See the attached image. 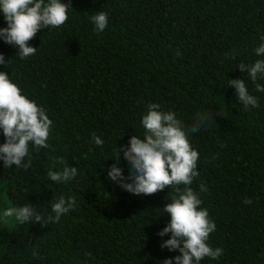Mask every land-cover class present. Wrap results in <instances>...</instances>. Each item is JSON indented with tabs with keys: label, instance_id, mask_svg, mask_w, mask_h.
<instances>
[{
	"label": "trees",
	"instance_id": "1",
	"mask_svg": "<svg viewBox=\"0 0 264 264\" xmlns=\"http://www.w3.org/2000/svg\"><path fill=\"white\" fill-rule=\"evenodd\" d=\"M71 7L63 26L29 42L38 48L34 56L21 60L0 40V54L10 60L0 71L53 121L50 148L30 145L27 171L0 161V196L8 204L0 207V264H161L179 255L160 248L170 234L157 235L170 220L162 210L174 190L138 197L107 179L114 162L128 175L115 149L143 136L150 103L186 126L197 113H212V122L189 136L200 154L192 188L207 187L199 193L202 207L217 225L208 243L224 252L200 264H264V92L238 67L264 59L253 51L264 36V0H71ZM98 11L108 13L102 33L90 22ZM6 26L0 14V28ZM238 78L258 97V108L245 110L238 101L229 87ZM58 158L78 168L72 181L48 178L50 169L62 170ZM61 195L75 197L76 207L59 223H5L6 208L28 203L54 215L51 204Z\"/></svg>",
	"mask_w": 264,
	"mask_h": 264
},
{
	"label": "clouds",
	"instance_id": "2",
	"mask_svg": "<svg viewBox=\"0 0 264 264\" xmlns=\"http://www.w3.org/2000/svg\"><path fill=\"white\" fill-rule=\"evenodd\" d=\"M69 9H72L71 0L69 3H62L61 0H0V14L7 24L0 28V40L18 49L16 54L21 60L34 56L38 48L30 46L29 42L38 32L63 26L69 19ZM90 22L95 33H102L108 26V13L98 11L91 15ZM260 40V45L253 49L257 57L264 56V36ZM176 55L179 56L180 52L177 51ZM7 63L0 54V65ZM238 67L241 73H247L256 92H264V85L257 83L259 79H264V59H257L251 64L239 63ZM229 87L235 88L236 97L245 110L249 106L253 109L259 107L258 97L250 94L243 79L229 80ZM208 121L212 122V113L204 111L197 113L191 126H186L175 112L164 111L157 103L148 104L141 119L143 136L131 135L127 145L115 149L119 162L123 153L122 159L129 166L128 175L125 176L119 163L115 162L107 173L108 180L138 197L153 195L166 187L174 190L175 194L162 210L170 220L157 235L164 237L170 234L160 248L177 251L179 255L164 259L161 264H200L206 257L218 260L224 252L222 248H213L208 243L210 234L217 230L208 209L202 207L204 201L199 195L208 189L203 183L199 185V191L192 188L194 179L200 175L197 171L200 154L192 147L189 136ZM52 129L53 121L49 119L47 110L23 94L7 72L0 71V130L4 136V143L0 145V161H3V166L11 168L15 165L17 169L27 171L32 166L30 145L37 150L50 148L48 140ZM91 135L95 146L104 145V140L95 132ZM57 162L63 167L62 170L48 171L51 181L64 183L78 176L77 167H69L63 158L54 161ZM243 202L247 205L253 203L247 197ZM75 207V197L61 195L51 204L54 215L37 213L28 203L6 208L3 217L5 223H11L14 218L16 224L39 222L44 228L59 223L61 216L75 210ZM32 256L41 258L35 249ZM86 256L91 257V253H86Z\"/></svg>",
	"mask_w": 264,
	"mask_h": 264
},
{
	"label": "rangeland",
	"instance_id": "3",
	"mask_svg": "<svg viewBox=\"0 0 264 264\" xmlns=\"http://www.w3.org/2000/svg\"><path fill=\"white\" fill-rule=\"evenodd\" d=\"M2 188H3V185H0V190H2ZM3 205H8V204H6V203L4 202V197L1 195V196H0V207H1L2 209H4V208H3Z\"/></svg>",
	"mask_w": 264,
	"mask_h": 264
}]
</instances>
